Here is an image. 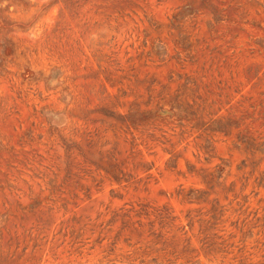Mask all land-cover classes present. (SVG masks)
Instances as JSON below:
<instances>
[{"label":"rangeland","instance_id":"1","mask_svg":"<svg viewBox=\"0 0 264 264\" xmlns=\"http://www.w3.org/2000/svg\"><path fill=\"white\" fill-rule=\"evenodd\" d=\"M0 264H264V0H0Z\"/></svg>","mask_w":264,"mask_h":264}]
</instances>
